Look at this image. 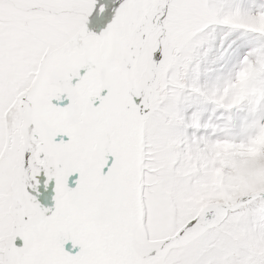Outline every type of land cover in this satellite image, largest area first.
<instances>
[{"label": "snow or ice", "instance_id": "6c2138e0", "mask_svg": "<svg viewBox=\"0 0 264 264\" xmlns=\"http://www.w3.org/2000/svg\"><path fill=\"white\" fill-rule=\"evenodd\" d=\"M98 4L0 0V264H264V191L187 203L220 166L217 145L232 142L204 110L264 113V33L244 26L264 17V0L251 11L123 0L96 34ZM192 27L189 47L233 31L225 82L211 91L202 78L189 86L197 62L176 46ZM253 67L258 92L241 97ZM261 132L264 118L253 119L249 140ZM42 173L45 188L55 181L54 209L32 194Z\"/></svg>", "mask_w": 264, "mask_h": 264}, {"label": "rangeland", "instance_id": "374dc122", "mask_svg": "<svg viewBox=\"0 0 264 264\" xmlns=\"http://www.w3.org/2000/svg\"><path fill=\"white\" fill-rule=\"evenodd\" d=\"M113 1V8H115L118 0ZM220 2L234 5L236 8L244 6L248 11H251L250 4L254 0H220ZM99 7L100 0L97 10ZM97 12L89 18V23L95 18ZM113 19L114 17L111 21ZM244 26L256 32L264 33V17L252 19ZM199 31L201 29L195 27L182 30L178 33L182 34V38L176 40V46L179 51L184 52V60L186 62L193 60L197 62L196 67L189 76V86L201 87L200 80L202 78L206 90L211 91L214 86L222 85L225 82L223 61L231 49V43H234V41L230 43L233 31L225 28H214L207 33L203 41L189 47V41ZM200 43L205 45L203 51L199 50ZM261 48H264V44L258 42L256 49L259 50ZM257 62H259V59ZM185 67H187V63H185ZM255 72L256 69L254 67L251 68L238 81L237 86L241 97L255 95L258 92V89L252 87L250 83ZM185 99L199 105L198 99H194L191 96L185 97ZM204 116L214 126V131L220 136L231 135L232 142H224L217 145V150L212 159L213 162L219 161L220 166L211 173V177H214L215 181L207 182L201 191L191 194L187 199V203L192 206L207 205L216 200H224L222 199L224 196L227 197L225 201H228L235 199L238 195L264 191V189L259 188L260 184H264V132L250 140L247 134L248 127L253 119L264 118V113L253 114L248 108L227 111L216 106H208L204 110ZM226 168L230 170L226 172ZM75 179L76 177L70 178V186H75L73 183ZM39 180L40 187L38 192H33L32 194L41 196L43 203H45V197L49 190L50 192L55 191V181L53 180L45 188L47 177L42 173L39 176ZM242 186L245 188L244 190ZM47 197L51 198L50 196ZM39 202H41L40 199ZM48 208L53 207L49 206ZM68 247L70 248L71 246L69 245Z\"/></svg>", "mask_w": 264, "mask_h": 264}, {"label": "bare ground", "instance_id": "6f19581e", "mask_svg": "<svg viewBox=\"0 0 264 264\" xmlns=\"http://www.w3.org/2000/svg\"><path fill=\"white\" fill-rule=\"evenodd\" d=\"M104 1V4L105 5H107V6H105V8L106 9H108L107 7H108V4L110 5V1L111 0H100V4H101V2H103ZM121 3H123V0H118V4L116 5L118 8H119V6H120V4ZM117 7H115V8H113L112 9V12H110V11H106L105 12V14L102 16V18L104 19L107 15L110 17V23L112 22L111 21V19L114 17V14H115V11L117 10ZM98 11V10H97ZM109 24V23H108ZM91 26H93V24L91 25ZM107 28V26H102L101 27V29H100V32L98 33V34H100L103 30H105ZM89 30L90 31H93L92 30V27H89ZM179 38H182V34H178L177 35V37H176V40L177 39H179ZM185 38V37H184ZM257 172V171H256ZM216 178V177H215ZM37 179H39V177L37 178ZM213 181H215L214 180V177H210V179H209V181H208V183H210V182H213ZM52 186V185H51ZM70 187H75V186H70ZM53 188V187H52ZM259 188L260 189H264V184H260V186H259ZM242 189L244 190L245 188L242 186ZM55 195H56V193H55V191H51L50 192V190H49V192L47 193V196H50L51 198H48L47 196L45 197V203H43V199H42V197L41 196H37V199L39 200L40 199V203H41V205L42 206H44V207H49V206H51V207H55ZM224 196V195H223ZM227 197L226 196H224V197H222V199H226ZM48 203H49V205H48ZM77 251H78V249H77Z\"/></svg>", "mask_w": 264, "mask_h": 264}, {"label": "water", "instance_id": "95a60500", "mask_svg": "<svg viewBox=\"0 0 264 264\" xmlns=\"http://www.w3.org/2000/svg\"><path fill=\"white\" fill-rule=\"evenodd\" d=\"M101 5L102 6H107V5L104 4V1L101 2L100 6ZM113 6H114V1L111 0L110 1V5L108 4V7H107L108 9H106V11L108 10V11L112 12ZM105 12L103 14H101L99 12V9H98V12H97V15L95 16V18L92 20V22H90L88 24V28L92 27L91 25L93 24V28L92 29H93V32H95L96 34H98L100 32V29H101L102 26H108V23H110V21H109L110 17L108 15L104 19L102 18V16L105 14Z\"/></svg>", "mask_w": 264, "mask_h": 264}]
</instances>
